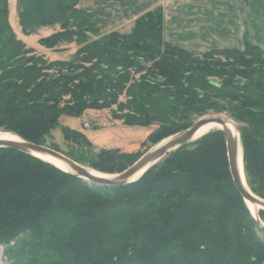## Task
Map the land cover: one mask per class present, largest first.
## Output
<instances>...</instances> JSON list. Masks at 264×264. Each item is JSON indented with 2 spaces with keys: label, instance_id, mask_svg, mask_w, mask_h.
<instances>
[{
  "label": "trees",
  "instance_id": "1",
  "mask_svg": "<svg viewBox=\"0 0 264 264\" xmlns=\"http://www.w3.org/2000/svg\"><path fill=\"white\" fill-rule=\"evenodd\" d=\"M80 1L16 0L24 37L58 27L39 45L76 47L71 58L48 61L17 38L9 0H0V129L60 153L48 145L59 130L77 147L66 157L119 174L133 155L94 152L60 118L108 110L125 126H155L147 141L157 143L208 111L226 112L240 125L247 187L264 199L263 51L247 34L242 51L195 55L167 44L161 6L127 33L102 34ZM258 217L263 223L264 212ZM262 232L233 186L218 131L116 188L91 186L29 155L0 150V246L12 264H264Z\"/></svg>",
  "mask_w": 264,
  "mask_h": 264
},
{
  "label": "crops",
  "instance_id": "2",
  "mask_svg": "<svg viewBox=\"0 0 264 264\" xmlns=\"http://www.w3.org/2000/svg\"><path fill=\"white\" fill-rule=\"evenodd\" d=\"M159 5L164 10V41L195 55L215 48L240 49L245 29L252 41L259 25L256 21L259 9L264 11V0H81L79 3L81 9L99 21L101 28L118 23L127 25ZM174 33L186 35L187 39H174Z\"/></svg>",
  "mask_w": 264,
  "mask_h": 264
},
{
  "label": "rangeland",
  "instance_id": "3",
  "mask_svg": "<svg viewBox=\"0 0 264 264\" xmlns=\"http://www.w3.org/2000/svg\"><path fill=\"white\" fill-rule=\"evenodd\" d=\"M159 6L162 7V5H159ZM9 8H10V15H9L10 25H11L13 31L15 32L17 38L19 40H21L26 45L27 48L33 49L35 51L36 55L42 56L45 59H47L48 61L67 60V59L71 58V56L74 54V52L76 50V47L74 45L61 46L60 48L55 49V50H48V49L41 47L38 43L39 40H41L42 38H46V37L54 34L55 32H58L59 31L58 27L42 28L40 30H37L33 35H31L29 37H24L21 34V31H20V28L18 25V18H17V11H16V0H9ZM162 11H163V24H164L163 7H162ZM262 14H264V11L259 9V17H258L259 19L256 20L257 24H259V25L257 26V24H254L255 27L257 26V31H256L255 36L252 35V37H253L252 41L253 42L251 41V38L248 35V32L246 29L244 31V34H247L249 44H251L255 47H258L264 53V16H261ZM173 22L175 23V22H179V21L174 20ZM132 23H130V22L126 23L127 25H125V24L120 25V23H118L117 25H114L112 27H110L111 25H105L102 28H101V26H99V28H100V31L102 34H107V33H110L112 31H119V32L127 33L129 31V28H130ZM170 24H171L170 21H168L167 25H168V31L169 32L172 31ZM99 25H100V23H99ZM179 37H180V39L182 38V40L187 39L186 35H178V34L174 33V39L179 40ZM163 41H164V39H163ZM175 41H177V40H175ZM167 44H169V43H167ZM170 45L178 47L174 44H170ZM221 46L224 47V46H227V44L221 45ZM223 49H227V48H215V49H210V50L205 51V52H209L212 50H223ZM229 49H232V48H229ZM236 49L240 50V51H242L244 49V35H243V45L240 46V49L239 48H236ZM58 50H62V52L57 53L56 51H58ZM210 114H217V115L218 114H226L228 116V114L226 112L218 113V112L208 111L206 114L194 119L192 121L191 125H193L194 122H196L198 119H200L204 116H211ZM59 123L62 127H67L70 130L79 131L82 134H84L87 137V139L89 140V142L92 144V150L94 152H99L100 150L117 149V150H120L122 153H125L128 155H133L132 164L135 163L147 151H149V149H151L152 147L156 146L158 143L161 142L160 141L157 143H149L147 141L150 133L156 128L155 126H151V127H129V126H125L120 121L113 120L111 113L108 110L87 111L83 115V117H81V118H70V117L62 116L59 120ZM86 124H87V127H86ZM236 125H237V128L240 126L237 123H236ZM211 134H212V132H211ZM50 144L56 145V147L60 151V153H62L64 155L69 152L70 148H74V149L77 148L74 145L66 144L64 142V140L62 139V136H61V133L59 130H57L56 132H53L51 135V138L48 139V145H50ZM163 160L164 159H162L155 166H159ZM82 166H84V165H82ZM130 166H127L126 169H128ZM84 167H86L90 170H93L94 172L96 171V173L98 172L97 170L90 168L88 166H84ZM243 172H244V166H243ZM102 174H104V173H102ZM105 175L115 176L117 174L105 173ZM244 177H245V174H244ZM263 235H264V232L260 233L259 237L262 238ZM0 264H12V261L5 255L4 249L1 246H0Z\"/></svg>",
  "mask_w": 264,
  "mask_h": 264
},
{
  "label": "water",
  "instance_id": "4",
  "mask_svg": "<svg viewBox=\"0 0 264 264\" xmlns=\"http://www.w3.org/2000/svg\"><path fill=\"white\" fill-rule=\"evenodd\" d=\"M56 52L61 53L62 50H58ZM205 117L206 116L198 119L189 128L162 140L156 146L149 149V151H147L143 156H141L128 169H126L122 173L115 175L114 178L111 180L93 177L86 171V168L84 166L74 162L65 155L45 146L28 143L18 136L17 138H19V141L17 142L0 140V150L7 149L17 151L19 153L29 155L43 162L45 161L42 160V157L49 158L64 165L68 169V171L60 170L61 172L74 176L91 186L103 188H116L137 182L145 173H147L152 167L157 165V163H159L162 159H164L171 153L179 150L180 148L194 143L193 139L202 127L210 123L217 124L223 127L222 134L226 145L228 167L234 188L236 189L237 193L244 201L246 206L247 204H251L259 207L261 209L260 212H264V199H261L254 195L251 191H248V189L245 188L244 182L242 180V175L240 173L239 168V157H241V165L243 170V153L238 128L237 134L239 144L238 140L233 136L232 132H230V130L226 128L225 123L221 119L213 118L206 120ZM0 133L11 134L13 136H16L15 134L7 132L3 129H0ZM239 148H241V152ZM140 173L141 176L138 179L133 180L134 177ZM250 214L258 224V227L264 232V228L261 227V221L259 217L255 218L251 212Z\"/></svg>",
  "mask_w": 264,
  "mask_h": 264
},
{
  "label": "bare ground",
  "instance_id": "5",
  "mask_svg": "<svg viewBox=\"0 0 264 264\" xmlns=\"http://www.w3.org/2000/svg\"><path fill=\"white\" fill-rule=\"evenodd\" d=\"M213 118H219V119H221L225 123L226 128H228V130H230V132H232L233 136L238 140V144H239L236 123H234L233 121H231L229 118H227V117H225L223 115H219V114L218 115L217 114H211V116H206L205 117L206 120L213 119ZM222 129H223V127L220 126V125H217V124L210 123L208 125H205L204 127H202L197 132L195 138L193 139V142L199 140L200 138H202L203 136H205V135H207V134H209L211 132H215L216 130L218 132H221L222 133ZM0 140L17 142V141H19V138H17V136H13L11 134H3V133H0ZM239 149H240V152H241V148H239ZM42 160H44L45 162H48L47 164H50L53 167H56L58 170L68 171V169L64 165H62V164H60V163H58L56 161H53V160H51L49 158L42 157ZM239 168H240V173L242 175V180L244 182V186H245L246 189H248V187L246 186L247 184H246V181H245V178H244V174H243V170H242L241 157H239ZM86 171L91 176L96 177V178H101V179H106V180H111V179L114 178V176L96 173L93 170H90L88 168H86ZM140 176H141V173L138 174L137 176H135L133 180L138 179ZM248 191H250V190L248 189ZM247 207L250 210V212L252 213V215L255 218H258V213L260 212L261 209L259 207H257V206L251 205V204H247ZM261 227L264 228V223H262V222H261Z\"/></svg>",
  "mask_w": 264,
  "mask_h": 264
},
{
  "label": "built area",
  "instance_id": "6",
  "mask_svg": "<svg viewBox=\"0 0 264 264\" xmlns=\"http://www.w3.org/2000/svg\"><path fill=\"white\" fill-rule=\"evenodd\" d=\"M86 127H87V124H86Z\"/></svg>",
  "mask_w": 264,
  "mask_h": 264
}]
</instances>
